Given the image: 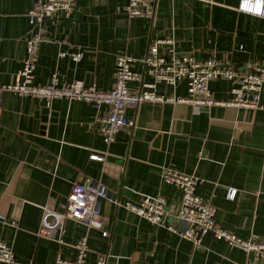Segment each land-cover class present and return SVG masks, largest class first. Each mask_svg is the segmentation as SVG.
<instances>
[{"label": "crops", "instance_id": "0c3cea01", "mask_svg": "<svg viewBox=\"0 0 264 264\" xmlns=\"http://www.w3.org/2000/svg\"><path fill=\"white\" fill-rule=\"evenodd\" d=\"M35 1L0 0V83L14 81L21 67L27 13ZM239 1L151 0L152 17L130 18L128 0H75L69 17L57 12L44 22L46 39L38 45L33 82L45 85L57 73L63 82L81 80L107 91L118 55L132 59L143 82H153L142 58L151 41L166 38H173L177 53L198 60L213 56L236 68L256 61L264 67V18L239 11ZM166 47L160 45V52ZM76 52L82 53L79 60L73 59ZM156 86L164 94L187 96L185 81ZM209 88L218 100L231 97L228 80H212ZM97 113L84 100L2 93L0 212L6 222L0 220V241L11 245L13 264L76 258L74 244L86 233L82 223L66 220L61 242L37 235L42 206L49 202L62 211L72 185L99 181L121 203H137L145 194L178 200L180 190L163 179L165 168L198 178L195 192L214 205L222 228L264 240V111L144 101L126 108L134 126L120 129L110 143L103 141ZM93 153L103 160L91 159ZM228 188L236 190L232 199ZM99 210L109 235L88 230L84 264H95L102 254L108 264H243L248 257L211 232L194 246L104 198Z\"/></svg>", "mask_w": 264, "mask_h": 264}, {"label": "built area", "instance_id": "2783aa9c", "mask_svg": "<svg viewBox=\"0 0 264 264\" xmlns=\"http://www.w3.org/2000/svg\"><path fill=\"white\" fill-rule=\"evenodd\" d=\"M241 4L242 0L239 1L237 9L245 12ZM75 6V0H37L29 9L27 16L30 29L25 37V55L15 80L0 83V111L1 95L4 92L20 96L29 95L46 101L84 100L98 112L94 120L101 124L105 143L113 141L120 129H130L134 126V121L126 116V108L137 106L144 101L187 103L195 110L224 105L236 109L264 111V101L261 99L264 94V67L261 62H246L243 67L236 68L217 61L213 56L198 60L189 53H177L173 47V38L151 41L142 58L144 69L153 77V82H143L140 74L131 68L132 59L127 55H118L113 86L107 91L99 90L94 85H85L81 80L63 82L57 73H52L45 85L34 84L38 45L46 39L44 22L54 19L57 12L69 17ZM125 11L130 18H148L153 16L154 5L151 0H128ZM162 44L167 46L164 52L159 50ZM61 55L64 56L65 53ZM72 56L73 59L79 60L82 53L76 52ZM217 79L231 83L229 99L218 100L212 95L209 83ZM181 81H185L187 85L186 97L161 93L156 86L157 83H164L176 87ZM130 82H138V85L136 88H129ZM90 158L103 160V155L93 153ZM163 179L180 190V199L172 200L161 195L145 194L137 203H121L113 193H108L105 185L89 179L84 183L72 185L62 211H57L52 203L44 204L37 235L61 242L66 220L80 222L86 227V233L74 244L76 258L68 260L58 255L53 264H84L87 232L91 228L99 229L102 236L108 237L109 231L105 228L99 210L101 198L179 234L194 246L200 245L204 235L211 232L216 239L224 240L229 246L240 248L247 253L248 257L243 264H264V240L255 234L241 238L218 225L214 220V205L195 192V184L198 181L195 175L165 168ZM235 193V189L228 188L226 195L232 199ZM0 220L6 222L1 212ZM10 223L16 224L15 221ZM14 261L11 245L0 241V262L13 264ZM95 264H108L107 256L99 255Z\"/></svg>", "mask_w": 264, "mask_h": 264}, {"label": "clouds", "instance_id": "9594fccd", "mask_svg": "<svg viewBox=\"0 0 264 264\" xmlns=\"http://www.w3.org/2000/svg\"><path fill=\"white\" fill-rule=\"evenodd\" d=\"M241 8L246 13L264 17V0H242Z\"/></svg>", "mask_w": 264, "mask_h": 264}, {"label": "water", "instance_id": "95a60500", "mask_svg": "<svg viewBox=\"0 0 264 264\" xmlns=\"http://www.w3.org/2000/svg\"><path fill=\"white\" fill-rule=\"evenodd\" d=\"M170 221V220H169Z\"/></svg>", "mask_w": 264, "mask_h": 264}]
</instances>
